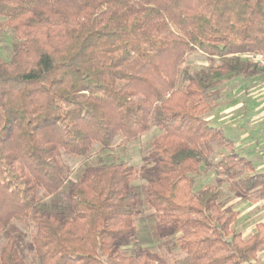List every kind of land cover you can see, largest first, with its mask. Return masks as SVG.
<instances>
[{"label":"trees","instance_id":"obj_1","mask_svg":"<svg viewBox=\"0 0 264 264\" xmlns=\"http://www.w3.org/2000/svg\"><path fill=\"white\" fill-rule=\"evenodd\" d=\"M0 16L18 36L0 57V264L257 258L264 225L243 236L229 202L264 200V173L225 154L232 142L207 116L225 81L264 71L247 56L264 54V0H0ZM195 52L210 64L194 67ZM153 127L143 200L139 166L119 158L72 180L71 161ZM202 167L217 178L195 191ZM144 207L157 238L173 239L164 253L124 249ZM16 222L30 229L25 246L5 237Z\"/></svg>","mask_w":264,"mask_h":264},{"label":"crops","instance_id":"obj_2","mask_svg":"<svg viewBox=\"0 0 264 264\" xmlns=\"http://www.w3.org/2000/svg\"><path fill=\"white\" fill-rule=\"evenodd\" d=\"M222 97L207 120L224 130L232 142L231 152L250 160L256 172L264 173V71L225 81ZM229 205L238 212L233 225L243 236L264 225V200L251 201L233 196ZM245 264H264V249Z\"/></svg>","mask_w":264,"mask_h":264},{"label":"rangeland","instance_id":"obj_3","mask_svg":"<svg viewBox=\"0 0 264 264\" xmlns=\"http://www.w3.org/2000/svg\"><path fill=\"white\" fill-rule=\"evenodd\" d=\"M0 16V57L3 59H10L13 51L14 45L18 41V36L15 30L8 26L2 25L4 20ZM188 61L193 64L194 67L199 68L203 65H208L211 62V59L203 53L195 52L189 55ZM214 63H216L214 61ZM160 132L151 128L146 133L142 134L137 140L132 142L124 141L123 139L118 140L116 145L108 151H104L98 148V151L90 160H79L71 161L73 165L72 180L77 179L81 171L83 172L86 167L90 165H95L96 163L103 161L105 159H116V161H123L129 164H134L139 166V173L135 180V185L138 188H142V192H138V196L141 200L145 198V188L148 182V178L153 176V165L145 161L144 157L147 154V151L151 147L153 139ZM230 150H225V154L229 153ZM219 158V157H218ZM193 178L195 179V191H199L203 187L212 184L216 180L215 173L205 172L204 167L196 173H192ZM144 187V188H143ZM137 188V189H138ZM155 224H156V215L153 209L143 208L141 216L137 217V234L135 238L129 240L125 246V250L131 251L136 244L143 245L153 251L165 252V243L172 244L173 239L169 238L166 240H160L155 235ZM30 229L25 228L21 223H14V225L6 231L5 237L8 238L12 235H16L23 246L29 243L30 241ZM176 253L177 249L174 247Z\"/></svg>","mask_w":264,"mask_h":264},{"label":"built area","instance_id":"obj_4","mask_svg":"<svg viewBox=\"0 0 264 264\" xmlns=\"http://www.w3.org/2000/svg\"><path fill=\"white\" fill-rule=\"evenodd\" d=\"M253 62L259 64V66L264 67V54H249L247 55Z\"/></svg>","mask_w":264,"mask_h":264}]
</instances>
